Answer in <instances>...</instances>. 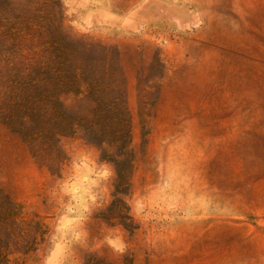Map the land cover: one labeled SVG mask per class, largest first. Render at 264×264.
I'll list each match as a JSON object with an SVG mask.
<instances>
[{
    "label": "rangeland",
    "instance_id": "rangeland-1",
    "mask_svg": "<svg viewBox=\"0 0 264 264\" xmlns=\"http://www.w3.org/2000/svg\"><path fill=\"white\" fill-rule=\"evenodd\" d=\"M53 1L45 20L105 55L97 68L124 92L131 160L77 131L40 162L0 122V264H264V0H194L185 20L134 35L70 27L68 0ZM84 146L105 168L78 183ZM87 193L84 223L71 220ZM115 228L121 251L102 241Z\"/></svg>",
    "mask_w": 264,
    "mask_h": 264
},
{
    "label": "trees",
    "instance_id": "trees-1",
    "mask_svg": "<svg viewBox=\"0 0 264 264\" xmlns=\"http://www.w3.org/2000/svg\"><path fill=\"white\" fill-rule=\"evenodd\" d=\"M38 1L0 0V122L40 162L63 158L61 138L77 131L108 158L130 162L124 92L112 94L110 71L96 66L105 55L67 30L62 17L46 21V0ZM68 98L84 103L83 111L70 108Z\"/></svg>",
    "mask_w": 264,
    "mask_h": 264
},
{
    "label": "crops",
    "instance_id": "crops-1",
    "mask_svg": "<svg viewBox=\"0 0 264 264\" xmlns=\"http://www.w3.org/2000/svg\"><path fill=\"white\" fill-rule=\"evenodd\" d=\"M194 0H68V6L76 15L77 20H87V24L83 25L84 29H95L114 31L124 34H139L153 30L155 26H162L164 23H179L190 17L186 8L189 2ZM85 148V149H83ZM89 152V154H87ZM81 154H84L81 156ZM75 156L77 182L83 183L84 177L99 175L105 165L100 163L97 153L91 146H84L82 149L72 151ZM88 179V178H87ZM86 198L84 205L76 208V211L69 216L71 220H77L84 223L82 218L86 217L93 206V200L90 195L83 196ZM69 231L66 230L65 233ZM119 236L123 242V234L121 230L115 228L114 231L102 237V241L107 238ZM57 238V236H55ZM107 242V241H106ZM69 242L54 241L50 254L53 262L64 261L66 257V249ZM65 246V247H66ZM113 247V246H112ZM62 249L63 254L59 251ZM114 248V247H113Z\"/></svg>",
    "mask_w": 264,
    "mask_h": 264
},
{
    "label": "clouds",
    "instance_id": "clouds-1",
    "mask_svg": "<svg viewBox=\"0 0 264 264\" xmlns=\"http://www.w3.org/2000/svg\"><path fill=\"white\" fill-rule=\"evenodd\" d=\"M66 15L71 16V13H66ZM68 26L78 28L87 24V20H76L70 19L67 21ZM107 243L113 246L117 251H121L123 249L122 241L119 236H115L114 238H105Z\"/></svg>",
    "mask_w": 264,
    "mask_h": 264
}]
</instances>
